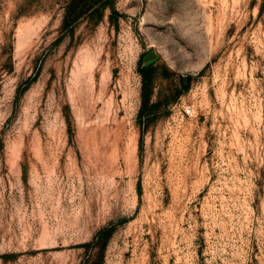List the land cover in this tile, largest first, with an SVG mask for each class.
Listing matches in <instances>:
<instances>
[{"label":"rangeland","instance_id":"rangeland-1","mask_svg":"<svg viewBox=\"0 0 264 264\" xmlns=\"http://www.w3.org/2000/svg\"><path fill=\"white\" fill-rule=\"evenodd\" d=\"M0 264H264V0H0Z\"/></svg>","mask_w":264,"mask_h":264}]
</instances>
